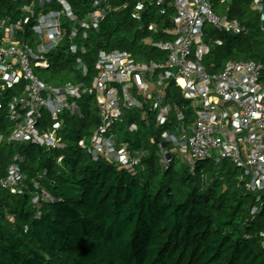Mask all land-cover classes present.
<instances>
[{
	"label": "trees",
	"instance_id": "trees-1",
	"mask_svg": "<svg viewBox=\"0 0 264 264\" xmlns=\"http://www.w3.org/2000/svg\"><path fill=\"white\" fill-rule=\"evenodd\" d=\"M65 1L78 20L93 10V0ZM209 1L216 14L236 20L242 32L204 28L207 72H219L229 60L264 66V0ZM107 3L110 11L85 38L79 30L70 39L73 24L63 20L61 46L47 55V68L35 69L42 82L89 86L100 52H125L142 63L166 59L150 44L174 38L170 0L162 5L153 0ZM27 4L29 0H0V19L20 18ZM59 8L52 2L42 10ZM23 37L33 41L28 33ZM70 44L77 46L76 54L69 51ZM77 58L87 76L78 69ZM260 82L264 87V69ZM18 90H6L5 102ZM166 101L190 116L188 102L173 83L166 87ZM78 105L80 116H61L63 150L8 142L12 125L5 110L0 113V177L15 155L22 160L24 177L21 195L0 189V264H264V192L246 191L239 168L226 161H199L192 169L184 161L177 169L176 158L163 163L158 145L162 130L153 123L145 126L141 110L125 112L124 123L115 128L131 152H144L136 172L94 161L78 146L100 123L93 95L82 96ZM146 118L152 120L150 114ZM131 123L137 132L128 131ZM43 125H49L46 116ZM35 196L37 204L32 203Z\"/></svg>",
	"mask_w": 264,
	"mask_h": 264
},
{
	"label": "built area",
	"instance_id": "built-area-1",
	"mask_svg": "<svg viewBox=\"0 0 264 264\" xmlns=\"http://www.w3.org/2000/svg\"><path fill=\"white\" fill-rule=\"evenodd\" d=\"M165 1L153 0L156 5ZM170 1L174 7V38L150 44L166 59L142 63L125 52H100L89 86L72 82L52 86L42 82L35 69L47 68V55L61 46L66 35L64 19L73 24L70 39L79 30L85 38L86 31L97 29L110 11L107 0H93V10L81 20L65 0H29L22 6L20 18H1L0 113L5 110V118L12 125L7 141L34 144L47 151L63 150L66 144L59 134L61 116H80L78 101L89 94L94 97L100 123L78 146L94 161L104 160L117 169L136 172L144 152H131L115 128L124 123L125 112L141 110L145 126L153 123L154 128L162 130L158 145L163 163L170 164L176 158L192 169L199 161H226L243 172L246 191L255 195L264 192V87L260 82L264 66L251 60H229L219 72H207L202 63L209 49L204 28L238 35L241 26L216 14L209 0ZM52 2L60 8L43 12L42 8ZM257 6L262 7L261 3ZM36 7L40 9L38 14ZM25 33L33 41L23 39ZM77 50L75 44L69 45L72 54ZM76 65L87 76L79 58ZM168 83H173L188 102L190 116L166 101ZM14 88L20 90L6 103L4 92ZM148 114L151 121L146 118ZM44 116L49 121L46 127ZM128 131L137 132L136 124L131 123ZM3 140L0 136V144ZM21 162L18 155L12 157L0 177V189L13 195L23 193ZM34 186L38 188L36 183ZM37 202L38 196L33 197L32 203Z\"/></svg>",
	"mask_w": 264,
	"mask_h": 264
},
{
	"label": "rangeland",
	"instance_id": "rangeland-1",
	"mask_svg": "<svg viewBox=\"0 0 264 264\" xmlns=\"http://www.w3.org/2000/svg\"><path fill=\"white\" fill-rule=\"evenodd\" d=\"M182 163H183V161L179 160V163L176 165V168L180 169L183 166Z\"/></svg>",
	"mask_w": 264,
	"mask_h": 264
}]
</instances>
